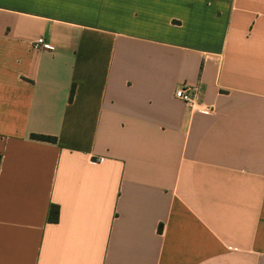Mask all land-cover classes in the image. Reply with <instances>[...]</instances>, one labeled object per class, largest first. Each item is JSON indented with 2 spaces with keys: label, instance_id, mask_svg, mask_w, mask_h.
<instances>
[{
  "label": "crops",
  "instance_id": "1",
  "mask_svg": "<svg viewBox=\"0 0 264 264\" xmlns=\"http://www.w3.org/2000/svg\"><path fill=\"white\" fill-rule=\"evenodd\" d=\"M0 264H264V0H0Z\"/></svg>",
  "mask_w": 264,
  "mask_h": 264
},
{
  "label": "built area",
  "instance_id": "2",
  "mask_svg": "<svg viewBox=\"0 0 264 264\" xmlns=\"http://www.w3.org/2000/svg\"><path fill=\"white\" fill-rule=\"evenodd\" d=\"M36 48L51 49V46L47 44L43 39H38L35 43ZM175 97L185 104L193 105L194 99L192 97L190 89L182 86L175 92Z\"/></svg>",
  "mask_w": 264,
  "mask_h": 264
},
{
  "label": "trees",
  "instance_id": "3",
  "mask_svg": "<svg viewBox=\"0 0 264 264\" xmlns=\"http://www.w3.org/2000/svg\"><path fill=\"white\" fill-rule=\"evenodd\" d=\"M73 95H74V88H72L71 90L70 100L73 99ZM31 138L40 141L52 142V143L56 141L55 138L36 135V134H33ZM58 220H59V207L56 205H51L48 213V221L51 223H57Z\"/></svg>",
  "mask_w": 264,
  "mask_h": 264
}]
</instances>
